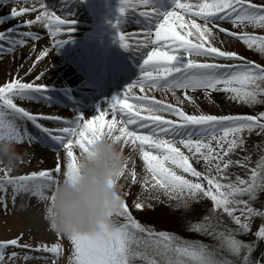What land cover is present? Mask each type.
Segmentation results:
<instances>
[{
    "label": "snow or ice",
    "instance_id": "obj_1",
    "mask_svg": "<svg viewBox=\"0 0 264 264\" xmlns=\"http://www.w3.org/2000/svg\"><path fill=\"white\" fill-rule=\"evenodd\" d=\"M8 3L17 7L0 16V25L29 13L38 14L34 19L0 30V58L30 41H40L43 37L31 30L34 26L48 30L53 37V49L61 48L69 40L56 37H71L74 31V19L64 12L71 0H61L60 14L47 0H0V4ZM27 4L31 7L22 6ZM118 13L113 23L117 39L123 49L141 53L137 60L139 73L123 93L113 97L108 107L98 110L97 115L90 119L83 115L65 119L63 116L33 114L18 106L17 99L40 101L46 87L35 81L41 80L44 72L33 82H23L17 77L0 85V141L19 144L26 140L32 145L43 135L58 145L53 150L56 152L53 168L19 176H12L13 168L7 165L0 168L3 173L0 175V208L8 212V188L11 187L13 206L19 195L35 197L38 203L34 206L43 204L44 219L48 220L50 204L55 200L53 189L61 177L75 185L79 180L81 155H91V145L107 138L122 152L125 147L131 150L125 156L123 169L111 182L119 188L118 205L91 231L64 235L49 223L60 240L66 237L71 242L69 264H264V254L259 260L252 257L256 243L264 241V225L254 233L252 242L237 238L251 231L255 217L264 219V211L253 206L264 193V146L257 145L262 150L254 167H249L251 157L248 155L232 159L238 151H247L245 134L264 136V112L256 115L203 113L192 95L203 91L211 102L213 92H224L229 94L230 100L249 107L264 104V65L228 50L231 41L237 40L264 56V35L247 30L264 29V0L259 4L254 0H196L195 3L119 0ZM132 20L142 28L136 35L143 37L134 45L130 42L134 34L124 30ZM221 22H228L233 28L222 27ZM49 52V48L42 49L33 67ZM137 88L141 93H145V89L164 94L170 92L175 103L157 99L154 95H137L134 92ZM177 92L183 95L178 96ZM185 103L197 107V111L186 112ZM108 116L111 118L106 119ZM41 120L56 126L45 127L39 122ZM26 121L40 131L33 135L24 126ZM141 129L147 131L141 132ZM77 147L78 155L73 150ZM61 150L65 153L66 163L60 159ZM136 152L144 164L143 176L137 173L131 155ZM195 164H202L203 170H197ZM234 166L245 169L247 178L236 175L232 180L229 171ZM122 178L124 183L120 182ZM137 183L142 191L130 207L127 202L130 187ZM160 193L176 201L177 209L189 210L194 202L210 201L211 206L204 210L206 214L189 227L216 241V245L183 240L139 222L131 208L145 210L146 202L158 200ZM147 206L151 207L150 204ZM222 216H227L235 227L224 225ZM22 239L23 233L0 240V264H15L21 259L44 260L45 264L51 260V264H58L62 252L60 242L50 246L46 243L33 245L21 243ZM10 248L12 251L9 252ZM222 252H227L233 259L222 258ZM31 253L47 255L33 256Z\"/></svg>",
    "mask_w": 264,
    "mask_h": 264
},
{
    "label": "rangeland",
    "instance_id": "obj_2",
    "mask_svg": "<svg viewBox=\"0 0 264 264\" xmlns=\"http://www.w3.org/2000/svg\"><path fill=\"white\" fill-rule=\"evenodd\" d=\"M182 2L195 3L196 0H182ZM255 3H261L262 0H254ZM47 3L56 6L57 14H60L59 8L62 6L61 0H47ZM91 3V6H88ZM26 7H31V4L22 5ZM12 7H17L14 3H8L7 5L0 4V16L5 15L9 12ZM37 8L39 5L37 4ZM119 3H114L113 0H106L104 4H100L99 0H71V3L67 8L64 9L65 14H71V18L74 19L75 24L73 25L74 31L76 34L77 41L80 43L83 49H86L89 54L92 51L98 63H102L103 72L97 71L92 66H88L87 63H77L73 59L66 61L65 58L60 53L59 49H53L51 45V40L53 37L48 34V30L37 25L34 26L31 30L39 32L41 37H43L38 42H29L23 47H19L12 54H5L0 58V85L8 82L14 78H21L23 82H33L35 77L41 72H44V76L41 80L35 81L36 83L44 84L46 87L45 94L39 98L40 101H28V100H15L18 106L24 107L26 110L30 111L33 114L45 115V116H63L65 119H71L75 115H83L86 118H91L94 115L98 114V110L105 109L108 107L109 102L115 96H119L123 93L126 86L132 83L137 77L133 75L130 78V74L123 77L121 82L112 83L111 70L116 65V62H120L119 66L133 65L134 61L141 56L140 52H135L128 50H121L123 53L118 51H113L111 48H105L103 51L98 48H91L87 46V38L94 36L99 38L103 36L104 33L108 31L106 27H110L112 24L113 32H116V29L113 27V23L116 19L115 14L118 13ZM89 10L94 14L93 17L87 18L83 17L82 13ZM142 10V9H138ZM37 13H29L22 17L11 19L10 21L0 25V30H5L8 27H12L18 24H21L23 21L28 19H34ZM7 19V16L3 17ZM188 17H186L187 19ZM141 21L142 17L139 18ZM197 22L200 23V20L197 18ZM29 30V29H23ZM128 33L134 34L132 40L130 41L133 45L135 44V38L142 39L140 35L142 28L140 25H137L134 20L130 21L124 28ZM179 30V29H178ZM249 32L255 35H264V29L258 28H249ZM112 36V32H110ZM50 37V39H49ZM57 39H69L68 36H58ZM96 38V39H97ZM223 38V37H222ZM69 46V44H68ZM44 48H49V55L44 58L41 62L36 64V58L39 55L40 51ZM91 50V51H90ZM228 50L236 51L240 55L244 56L248 60L255 61L264 65V56H261L259 53L249 50L242 42L237 40H232L228 46ZM119 57L121 61H116L115 58ZM116 61V62H115ZM70 68V70L68 69ZM31 70V71H30ZM88 80L89 85L80 86L81 77H85ZM89 75H96L97 79H90ZM78 86V87H77ZM73 87L76 89L73 92ZM88 87V88H86ZM134 92L137 95H154L157 99H164L165 102L175 103L172 98L171 93L164 94L161 91L152 89H145V93H141L139 89H134ZM178 96H182L181 92H177ZM193 95V94H192ZM196 100V105L198 106L199 111L203 113L213 114V115H256L260 112H264V104H257L254 107H249L245 104L230 100L228 98L229 94L224 92H213L211 94V102L205 98L204 94L193 95ZM64 98L71 100L70 104L65 103ZM96 102V105H95ZM185 111L188 113H194L197 111V107L185 103ZM108 116L106 119H110ZM174 119V117H168ZM45 127L53 128L56 125L53 122L41 120L39 121ZM24 126L34 128L31 122H25ZM35 129V128H34ZM39 132L40 130H34ZM246 136V148L247 151H238L232 156V159H241L243 156L248 155L251 157V162L249 167H254L255 162L260 158L261 150L257 148V145L264 146V136L256 135L255 133ZM41 139L47 140L43 135H40ZM43 143V144H42ZM35 142L30 145L25 142L15 144L20 156L27 161L30 165L31 172L40 171L44 169L53 168L55 166L56 152L53 150L58 147L54 144L52 146H47L44 142ZM27 148V152L32 154V159H30L26 154L22 152L23 148ZM74 153L79 154V149L74 148ZM181 150L187 153L186 149ZM131 150L129 147L124 148V155L128 156ZM135 161V168L139 176L145 174L144 164L140 158L138 152L131 153ZM44 157V158H42ZM49 159V160H45ZM60 159L62 163H66V156L63 150L60 151ZM197 170H203L202 164L194 165ZM131 167V163L129 164ZM178 174L180 170L177 169ZM0 174H2L0 172ZM187 177V174H185ZM239 175L242 178H247L248 173L245 169L240 167H232L229 171V176L232 180L235 179V176ZM192 179L191 177H187ZM124 183L123 178L120 181ZM206 183V182H205ZM142 191L140 184L132 185L130 187L131 195L128 197V204L131 205L133 200L140 194ZM247 199V197H244ZM38 203L37 198H34L32 204L27 207V213L37 215L38 218L43 221L44 232L46 236H50V239H54L56 234L51 230L49 223L44 219L45 209L44 205L40 204L39 207H35ZM150 204L151 207L147 205ZM211 206L210 201H200L194 202L190 206L189 210L183 208L177 209L176 201L169 200L163 193L159 194V199H153L146 202L145 210H137L134 217L141 222L142 224L150 225L154 227L157 231H167L172 234H175L181 230V227L184 225V228L190 233L193 231L190 230L189 224L195 223L202 218V214L205 213V209ZM255 208L262 210V203L257 199L253 205ZM237 215L240 213L237 212ZM155 216L158 220L153 221L151 217ZM226 219L224 220V225H228L229 228H234L235 225L231 223L230 219L227 216H222ZM161 218V221H160ZM226 225V226H227ZM260 217H255L251 223V231L246 234H241L238 236V239L245 241L246 243L252 242L255 240L254 233L258 231L261 226ZM58 238V237H57ZM65 257L61 255L60 258ZM66 259V258H63ZM60 264V261H58Z\"/></svg>",
    "mask_w": 264,
    "mask_h": 264
},
{
    "label": "clouds",
    "instance_id": "obj_3",
    "mask_svg": "<svg viewBox=\"0 0 264 264\" xmlns=\"http://www.w3.org/2000/svg\"><path fill=\"white\" fill-rule=\"evenodd\" d=\"M90 152L78 160V182L73 185L61 177L53 189L55 200L47 221L64 235L94 230L119 203V188L111 182L123 169L124 153L107 138L95 141ZM20 160L14 143L0 141V164L14 168Z\"/></svg>",
    "mask_w": 264,
    "mask_h": 264
},
{
    "label": "bare ground",
    "instance_id": "obj_4",
    "mask_svg": "<svg viewBox=\"0 0 264 264\" xmlns=\"http://www.w3.org/2000/svg\"><path fill=\"white\" fill-rule=\"evenodd\" d=\"M114 3H119V0H113ZM91 6V3L88 5ZM71 15V14H70ZM119 14H115V17H117ZM83 17H93L94 14L92 12H90L89 10L85 11V13H82ZM201 23V21H200ZM74 25H77L74 23ZM221 26L228 28V29H232L233 26L228 23V22H221ZM106 29V28H105ZM108 32L104 33V36L102 37V39L98 42L94 43V36H92L90 38V41H88L87 46H91V48H98L99 50L103 51L106 47H112L115 48L119 53H123L121 50H123V48L121 46H119V44L117 43L116 40L110 39V37L106 36L108 34H110V32H112V26H110L109 28L106 29ZM41 34V33H40ZM113 37V35H112ZM69 40L67 41V43H65L61 48H60V53L62 54V56L65 58L66 61H70L69 59H73L75 62L77 63H87L88 66H92L93 68H95L97 71L99 72H103V66L102 63H98V61L96 60V57L94 56L93 52L91 51L90 54L86 49L82 48V45H80V43H76L77 41V37L76 34L72 32L71 37H69ZM50 39V37H49ZM51 40V39H50ZM137 37L135 38V42L137 41ZM51 45L53 43V40H51ZM69 44V46H68ZM149 51L151 50L150 48L148 49ZM146 55V53H145ZM140 58V56L137 58V60ZM116 61H121V59L119 57L115 58ZM137 60L134 61L133 65H127L124 64V66H119L118 64L120 62H116V65L112 68L111 70V75H112V83H116V82H121L123 80V77L127 76L130 74V78L135 75V77H137L138 73H139V69H138V65H137ZM142 62V61H141ZM68 69L70 70V68L68 67ZM85 77H81V81H80V86H84V85H89L88 84V80L86 79V75H84ZM90 79H97L96 75H89ZM78 87V86H77ZM88 88V87H86ZM76 88L73 87V92ZM193 95L196 94H204L203 91H197L195 93H192ZM65 103L70 104L71 100L68 98H64ZM96 105V102H95ZM36 129L34 128H30L28 126V131L31 132L33 135H35L37 132L34 131ZM141 132H146L147 130L145 129H141ZM37 141L42 143H46L47 146H52L54 144H52L51 141L49 140H44L41 139V137H37ZM43 144V143H42ZM19 150H17L18 152ZM22 152L24 154H26L30 159H32V154L30 152H27V148L24 147ZM19 154L21 152H18ZM44 158V157H42ZM23 162H20V161ZM21 160L17 163V165L13 168V171L11 172L12 176H19V175H23V174H29L31 173L30 170V165L27 161H25L22 156H21ZM33 160V159H32ZM45 160H49V159H45ZM4 164H0V168H3ZM2 173V172H1ZM0 175H3L0 174ZM8 193H9V200H8V205H9V210L7 213H5V211L2 210V208H0V240H7V239H12L15 238L19 235H21V233H23V239L21 240V243H30L33 245L39 244V243H46L49 246L55 242H60L62 245V252L61 255H64L66 259L60 258V264H69L68 261V257L70 255V251H71V242L65 237L64 239L60 240L59 238H57V236L54 239H50V236H46L45 232H44V227H43V221H41L37 215L34 214H30L27 213L28 208L35 197H29L27 195H19L16 198V202H15V206H13L12 204V200H11V187L8 188ZM132 205V204H131ZM130 205V207H131ZM132 212H133V216L137 215L136 212L137 210L134 208H131ZM8 251H12V249H8ZM17 251H19V249H17ZM21 255H23V252H21ZM31 255L33 256H40V255H47L44 253H31ZM15 264H45L44 260H37V259H32V260H28V261H24V260H17L15 262ZM48 264H51V260L48 261Z\"/></svg>",
    "mask_w": 264,
    "mask_h": 264
},
{
    "label": "trees",
    "instance_id": "obj_5",
    "mask_svg": "<svg viewBox=\"0 0 264 264\" xmlns=\"http://www.w3.org/2000/svg\"><path fill=\"white\" fill-rule=\"evenodd\" d=\"M258 200L260 201V203H262V209L264 211V193H261L259 195ZM149 217H151L154 222H155V220H158L157 217H155L153 215L148 216V218ZM224 220L226 221V219L222 217L223 223H224ZM160 221H161V218H160ZM260 222L262 225H264V219L260 218ZM226 225H227V223H226ZM227 227H228V225H227ZM174 235H176L180 239L192 241V242H197V243H204V244H210V245H216V243H217L216 241L212 240L211 238H209L203 234L197 233L195 231L190 233V231H188L184 228V225L181 227V230L179 232L175 233ZM262 254H264V241L256 243L254 251L252 253V257L255 260H259L262 256ZM221 256H222V258H226L229 260L233 259V257L230 254H228L227 252H222Z\"/></svg>",
    "mask_w": 264,
    "mask_h": 264
}]
</instances>
